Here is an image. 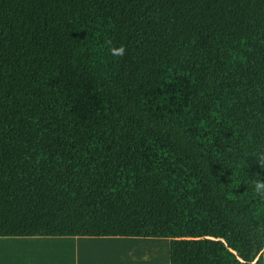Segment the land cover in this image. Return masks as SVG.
<instances>
[{"label":"trees","instance_id":"16d2710c","mask_svg":"<svg viewBox=\"0 0 264 264\" xmlns=\"http://www.w3.org/2000/svg\"><path fill=\"white\" fill-rule=\"evenodd\" d=\"M261 150L264 0H0V237L264 264Z\"/></svg>","mask_w":264,"mask_h":264},{"label":"rangeland","instance_id":"374dc122","mask_svg":"<svg viewBox=\"0 0 264 264\" xmlns=\"http://www.w3.org/2000/svg\"><path fill=\"white\" fill-rule=\"evenodd\" d=\"M33 242L39 244H28ZM169 248L170 240L164 238L142 246L100 241L67 244L32 238L0 239V264H138V261L169 264Z\"/></svg>","mask_w":264,"mask_h":264},{"label":"crops","instance_id":"0c3cea01","mask_svg":"<svg viewBox=\"0 0 264 264\" xmlns=\"http://www.w3.org/2000/svg\"><path fill=\"white\" fill-rule=\"evenodd\" d=\"M0 239H19L16 237H0ZM32 239H41V240H47V241H66V243H79V242H109V243H131L133 245H153V241H156L154 238H123V237H32ZM58 239V240H56ZM30 245L32 244H39V243H28ZM25 244V245H28ZM138 261V260H137ZM139 262V263H138ZM137 263L140 264V261Z\"/></svg>","mask_w":264,"mask_h":264},{"label":"clouds","instance_id":"9594fccd","mask_svg":"<svg viewBox=\"0 0 264 264\" xmlns=\"http://www.w3.org/2000/svg\"><path fill=\"white\" fill-rule=\"evenodd\" d=\"M109 51L113 56L123 57L126 55L127 50L121 45L119 48L111 47ZM254 159L255 163L258 164L261 169H264V150L256 153ZM251 191L254 198H258L261 203H264V176L260 175L259 178L252 180Z\"/></svg>","mask_w":264,"mask_h":264},{"label":"bare ground","instance_id":"6f19581e","mask_svg":"<svg viewBox=\"0 0 264 264\" xmlns=\"http://www.w3.org/2000/svg\"><path fill=\"white\" fill-rule=\"evenodd\" d=\"M128 248H130V247H128ZM126 250V249H125ZM129 251V250H128Z\"/></svg>","mask_w":264,"mask_h":264}]
</instances>
